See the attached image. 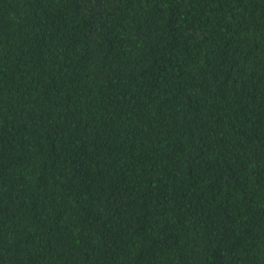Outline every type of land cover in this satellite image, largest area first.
Masks as SVG:
<instances>
[{
	"label": "trees",
	"instance_id": "1",
	"mask_svg": "<svg viewBox=\"0 0 264 264\" xmlns=\"http://www.w3.org/2000/svg\"><path fill=\"white\" fill-rule=\"evenodd\" d=\"M0 264H264V0H0Z\"/></svg>",
	"mask_w": 264,
	"mask_h": 264
}]
</instances>
